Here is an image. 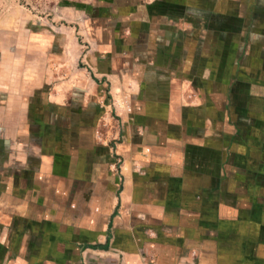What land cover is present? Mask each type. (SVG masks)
Here are the masks:
<instances>
[{"label": "crops", "instance_id": "1", "mask_svg": "<svg viewBox=\"0 0 264 264\" xmlns=\"http://www.w3.org/2000/svg\"><path fill=\"white\" fill-rule=\"evenodd\" d=\"M204 4L212 24L196 25L189 36L197 43L182 44L184 7L197 13ZM135 5L113 11H122L136 35L166 42L150 44L151 57L139 65L150 103L122 124L120 173L91 175L70 159L59 176L50 157L36 160L0 135V264H264V145L256 138V105L264 97L246 90L263 85L264 75L248 79L232 61L216 68L212 52L216 35L230 58L243 48L247 24L240 12L248 10L262 39L255 47L261 58L264 0ZM190 19L199 20L193 13ZM204 31L210 55L208 46L205 55L200 48ZM263 69L262 60L255 73ZM220 99L229 100L222 112ZM248 115L255 117L253 136ZM35 160L36 168L29 167L35 173L24 171L21 165ZM11 163L16 168L6 172Z\"/></svg>", "mask_w": 264, "mask_h": 264}, {"label": "rangeland", "instance_id": "2", "mask_svg": "<svg viewBox=\"0 0 264 264\" xmlns=\"http://www.w3.org/2000/svg\"><path fill=\"white\" fill-rule=\"evenodd\" d=\"M129 1L143 6V0H0V135L24 145L25 154L36 160L50 157L59 176L66 167L62 162L70 159L91 175L102 170L120 173L123 159L115 151L123 140L122 124L130 111L150 103L146 94L150 85L138 77L145 70L139 65L151 57L150 44L166 39L129 30L122 11H113ZM206 6L197 13L189 5L184 7L187 35L180 37L182 44L197 43L196 37L189 36L196 25L202 29L207 22L212 24ZM247 8L254 7L248 4ZM242 11L247 24L243 48L230 58L223 36L216 35L212 52L216 68L232 61L254 79L264 75V69L255 73L258 62L264 61V52L260 58L255 51L262 39L256 37L257 23L249 11ZM191 13L198 16L197 24L191 21ZM199 44L203 55L207 46L211 54L212 42L205 31L199 34ZM262 86L251 83L246 90L262 99ZM228 102L220 99L216 107L221 111ZM256 108L261 126L256 138L264 145V103L259 100ZM251 116L244 118L248 136H253L255 117ZM36 160L33 165L24 162V171L35 173L29 167L36 168ZM15 168L11 163L5 170Z\"/></svg>", "mask_w": 264, "mask_h": 264}]
</instances>
